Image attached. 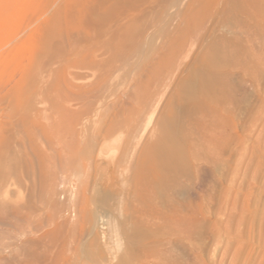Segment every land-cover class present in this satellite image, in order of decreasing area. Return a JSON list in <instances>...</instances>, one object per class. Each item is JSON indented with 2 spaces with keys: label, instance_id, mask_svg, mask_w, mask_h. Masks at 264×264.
Wrapping results in <instances>:
<instances>
[{
  "label": "rangeland",
  "instance_id": "374dc122",
  "mask_svg": "<svg viewBox=\"0 0 264 264\" xmlns=\"http://www.w3.org/2000/svg\"><path fill=\"white\" fill-rule=\"evenodd\" d=\"M80 1L0 0V211H6L3 223L0 222V244L5 250L0 254V264H264V47L257 62L253 66L246 65L244 82H234L238 103L235 107L229 105L230 109L229 106L221 107L217 113L218 127L221 129L216 134L220 155L207 165L208 175L196 200H189V204L181 202L187 222H192L187 223L189 227L185 232L166 227V236L160 233L161 237L158 238L161 239L154 240L163 247L155 245L154 253H151L153 256L147 260H137L129 253L126 241L129 236L138 240L147 230L131 227L122 209L108 214L100 203L107 189L112 188L115 193L113 198L108 197V203L121 206L119 197H122L130 183L128 165L131 156L136 146L141 145L144 131L151 125L149 117H142L130 132L123 124L127 115L123 118L118 112L113 113L107 108V103L97 101L96 96L116 93L121 88L119 79L125 82L129 77L127 81L130 82L131 76L139 71L138 57L131 56L136 57L132 59L133 62L129 58L126 60L129 62H124L126 67L128 63V68L123 73V70H116V79L110 81L113 82L111 87L100 83L92 88L95 78L91 72L65 68L58 82H69L73 87L70 86L73 90H70L69 95H63L65 84L57 87L58 91L51 95L52 99L42 92L43 95L35 99L38 101L39 98V103L31 99L37 111L42 109L39 112L41 116L30 114L28 119L32 121L24 126L17 118L11 120V91L17 82L40 81L39 87L42 89L46 87V82H56L52 72L58 68L59 62L54 53V37L67 36L68 32L71 36L63 39L64 47L72 45L82 48L85 46L82 37L85 36L89 39L85 41L90 47L92 43L96 44V37L99 38L97 43L102 42L105 39L103 35L107 33L105 30L116 21L123 20L132 10L135 12L134 18L139 19V33H148L161 18L160 12L169 13L172 2L93 0L95 12L92 11L90 17L81 18L77 17ZM262 9L264 12V7ZM263 12L256 20L259 32L246 36V42L251 36L258 40L257 44L255 41L251 44L253 49L260 44L264 46ZM103 14L112 18L108 19ZM83 19L88 23L83 22ZM97 20L98 25L94 23ZM89 21L93 24H89ZM102 22L105 24H100ZM81 23H84L83 26ZM96 26L100 27L97 29ZM87 27L90 30H86ZM62 28H65L64 34ZM99 29L104 34L98 32ZM140 29H144L143 32ZM92 32H98L97 36ZM80 35L82 41H78L81 40ZM62 63L65 64L64 61ZM33 74L38 75V78ZM90 95H94L93 99ZM85 96L89 99L88 105L92 101L91 106L99 114H84L85 117L78 124L81 128L78 125L74 127H78L79 131L75 129L85 139L91 136L88 139H92L94 146V152L91 153L85 150L83 142L74 148H68V142L61 146L63 139L59 137L57 129L45 130L50 125L46 114L51 112V101L62 108L72 105L75 110H79L87 105ZM28 101L29 98L25 100L27 113L32 110ZM88 127L91 130H86ZM115 133H118L117 137L121 136L115 145L116 149L113 147L105 154L100 149L96 154L99 141ZM83 195L86 198L83 199ZM156 204L161 205L159 199ZM17 208L21 211L26 209L18 219L13 213ZM172 213H176L174 207H171L169 216ZM125 234L129 236L126 238ZM156 250L168 253L160 257L156 255Z\"/></svg>",
  "mask_w": 264,
  "mask_h": 264
},
{
  "label": "bare ground",
  "instance_id": "6f19581e",
  "mask_svg": "<svg viewBox=\"0 0 264 264\" xmlns=\"http://www.w3.org/2000/svg\"><path fill=\"white\" fill-rule=\"evenodd\" d=\"M76 1L78 2V0ZM72 2L71 6L74 4ZM127 2L132 3V0H127ZM262 4H264L262 0H172L171 6H169V13L160 12L162 14L161 18H158L159 21H156L157 23L155 22L156 24L154 26L152 25V28L149 26L151 29L148 30V33H139L140 31L137 25L139 19L136 20L134 18L135 12L129 7L128 9L132 10L129 12L132 13L128 16L126 15L127 17L123 20L116 21L111 27L108 26V30L106 29V25L105 31L107 33L103 35L105 39L97 43L99 38L96 37L97 39H95L97 41L96 44L92 43L93 46H91V43V45L89 44L90 47L87 46L85 40L88 38L84 36L82 37L84 41H82L81 35L79 37L81 40L78 41L84 42L86 46L81 44L84 46L82 48H79V46L77 48L76 45V47L72 45L67 48L64 47L65 41L63 39L71 36L68 32L67 36L57 35V38L54 37L53 45L56 51L54 53L57 62L60 63H57L59 65L58 68L52 72L53 78H55L54 81L56 80V82H46L47 85L44 89L39 87L41 84L40 81L17 82L11 91V120L17 118L21 120L24 126L32 121V119H28L30 114L39 116V112L42 110L37 111L31 99L35 100L43 94L46 97L47 95L51 96L53 93H57V87L64 86V84L65 89H63V95L67 96L70 94L69 92L73 87L69 82H58L59 78L63 76L65 68H76L81 71L91 72L95 78L91 84L92 88L100 83L103 85L107 84L111 87L113 82L110 81L116 79V70H123V73L128 68V63L126 67L124 62H129L126 61L128 58L133 62L132 59L135 60L138 57L139 71L131 76L132 79L130 82L127 81L129 77L125 82L118 78L121 83V88L118 85V89L120 90H117L116 93L110 94L109 96H104V94L101 96L97 94L98 97L96 96L97 101L106 102L107 108L112 110L113 113L118 112L123 118L127 115V119L124 118L123 124H125L130 132L135 129V125L139 119L142 117H146L143 119H148L149 117V121H147L151 126L149 125L150 128H147L148 130H145L141 136V145L139 147L135 145L136 148L133 151L128 165L130 172V180L128 181L130 183L122 193V197L120 196L121 199L119 197L121 206L108 203V197L110 199L111 197L113 198L115 193L112 188L107 189V191L105 190V196H102L103 198L100 202L105 210L108 211V214H114L120 208L123 211L122 213L130 220L131 227H138L144 231L147 230L145 234L143 233L145 236L141 234L142 232L140 233L141 236L139 238L137 237L138 240L129 235L128 237L125 234L126 238L128 237L126 241L128 242L127 248L130 251L129 253L137 260L143 258L147 260L153 256L151 253H154V246L162 245L157 244L154 240L163 235L166 236L164 233L166 227L170 226L179 232H185L189 227L187 223L192 222L191 220H189L191 222H187L186 213L184 215L185 209L181 202L186 201L188 203L189 200H196L199 196V192L208 175L209 170L207 165L215 158L217 159L218 157L216 156L220 155L219 150L221 148L219 140L222 137L219 136L221 138L218 140L220 148L218 150V136L216 134L218 133V129H221L218 127L217 113L222 109L221 107L225 108L226 106L227 108L229 105L235 107L238 100L235 96L236 90L233 86L235 85L234 82H244L246 65L253 66L257 62L258 55L262 53L264 46L260 44L253 49V45H251L254 41L255 44L258 42L256 38H253L254 36L248 37V42H246V36L248 34L253 35L259 32L256 20H258L257 18L261 11L263 12L262 8L264 6L262 7ZM75 5H78V3ZM130 6L132 7L133 5ZM93 9H95L93 0H82L79 4L77 17H90L92 11L95 12ZM106 17L108 19L112 18H109L107 15ZM120 18L122 19V17ZM87 20H90V18ZM71 21H73L72 18ZM83 22H85V19H83ZM96 22L98 25L99 20L94 23ZM90 23L93 24V22L89 21ZM81 24L83 26L84 23ZM100 24L105 23L102 22ZM99 27L96 26L97 29ZM100 29L98 32L103 31V29ZM64 30L65 28L62 34L65 33ZM140 30L143 32L144 29ZM94 32L92 33L95 35L98 33ZM72 39L74 40V38ZM131 56L136 57L130 58ZM63 61L65 64L62 63ZM36 74L33 75L37 76L35 78H38ZM128 76H130L129 73ZM42 92L43 94H41ZM94 95L92 96L94 97ZM93 97L91 98L93 99ZM28 98L32 110L27 113L25 111L27 109L25 108V100ZM50 98L52 99L53 97L51 96ZM87 100L89 101L86 97V102ZM38 101L35 100V103ZM54 102H50L51 106L49 105V111L51 112L47 111L49 113L46 114L47 122L49 120L50 125L45 130L47 131L55 127L59 137L63 139L61 146L68 142V148H74L79 147L83 142V147H85L86 151L89 153L94 152L92 139L88 140L91 136L85 139L77 129L80 127L78 124L85 117L84 114L94 113L95 116H98L99 111L97 110L98 112H95L96 108L94 110L93 106H91L93 104L92 101H90L91 105H88L89 102H87L88 106L84 105L85 107H81L79 109L80 111L75 110L72 105L68 108L56 106ZM230 106L229 109L231 108ZM98 107L97 109L101 111V108ZM221 113L225 114V112ZM108 119L113 120V118ZM76 125L78 127H74ZM89 129L88 127L86 130ZM140 133L142 134V132ZM85 135L87 136V134ZM116 135L118 133L111 134V136L107 134L108 137L104 140H102L104 137H100L102 141H99L100 139L98 140L99 144L95 150L96 154L100 149L102 150V154H105L113 147L116 149L115 145L120 141L121 137H117ZM115 136L116 138L114 139ZM90 194L92 195V193ZM85 196L83 199L86 198ZM157 199L161 202L160 206L156 204ZM188 204L186 207H188ZM171 207H174L176 213H174L175 215L172 213L173 215L169 216ZM22 211L17 208L13 211L14 216L17 219L20 218ZM5 216L6 211L3 209L0 211L1 223H3L2 220ZM126 226L129 227L128 225ZM4 251L0 244V254L4 253ZM156 253V255L162 257L168 251L165 254L163 251L157 252L156 250Z\"/></svg>",
  "mask_w": 264,
  "mask_h": 264
}]
</instances>
